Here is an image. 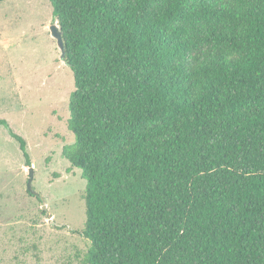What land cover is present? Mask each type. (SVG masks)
Wrapping results in <instances>:
<instances>
[{
    "label": "trees",
    "instance_id": "obj_1",
    "mask_svg": "<svg viewBox=\"0 0 264 264\" xmlns=\"http://www.w3.org/2000/svg\"><path fill=\"white\" fill-rule=\"evenodd\" d=\"M49 1L75 75L62 155L87 180L83 263L264 264V0Z\"/></svg>",
    "mask_w": 264,
    "mask_h": 264
},
{
    "label": "rangeland",
    "instance_id": "obj_2",
    "mask_svg": "<svg viewBox=\"0 0 264 264\" xmlns=\"http://www.w3.org/2000/svg\"><path fill=\"white\" fill-rule=\"evenodd\" d=\"M49 0L0 2V119L27 140L35 176L19 142L0 125V264H84L91 242L75 232L87 220V180L62 155L75 75L62 59ZM66 225V227H64Z\"/></svg>",
    "mask_w": 264,
    "mask_h": 264
},
{
    "label": "water",
    "instance_id": "obj_3",
    "mask_svg": "<svg viewBox=\"0 0 264 264\" xmlns=\"http://www.w3.org/2000/svg\"><path fill=\"white\" fill-rule=\"evenodd\" d=\"M51 32H52L53 37L57 40L59 49L62 52L61 59L67 64V62H66V46H65V42H64V38H63V32L61 30L60 25L58 23H55L51 27ZM29 176H30V178L28 181V190L31 193H35V191L33 190V180H34V176H35L34 166H30Z\"/></svg>",
    "mask_w": 264,
    "mask_h": 264
}]
</instances>
